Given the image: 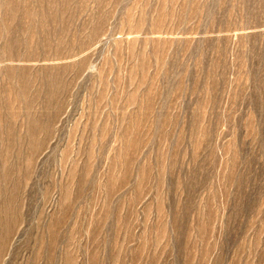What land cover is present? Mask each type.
Segmentation results:
<instances>
[{
	"label": "rangeland",
	"instance_id": "obj_1",
	"mask_svg": "<svg viewBox=\"0 0 264 264\" xmlns=\"http://www.w3.org/2000/svg\"><path fill=\"white\" fill-rule=\"evenodd\" d=\"M0 264H264V0H0Z\"/></svg>",
	"mask_w": 264,
	"mask_h": 264
}]
</instances>
